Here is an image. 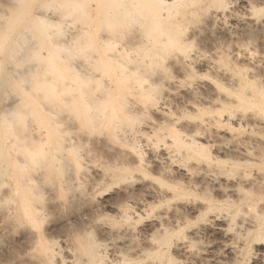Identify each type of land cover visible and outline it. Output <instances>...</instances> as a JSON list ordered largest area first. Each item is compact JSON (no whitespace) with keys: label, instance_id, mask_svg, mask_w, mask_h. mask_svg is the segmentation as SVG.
I'll use <instances>...</instances> for the list:
<instances>
[{"label":"clouds","instance_id":"obj_1","mask_svg":"<svg viewBox=\"0 0 264 264\" xmlns=\"http://www.w3.org/2000/svg\"><path fill=\"white\" fill-rule=\"evenodd\" d=\"M0 264H264V0H0Z\"/></svg>","mask_w":264,"mask_h":264}]
</instances>
